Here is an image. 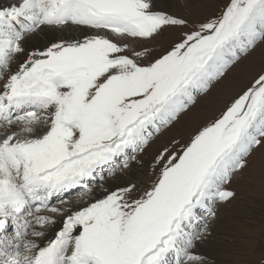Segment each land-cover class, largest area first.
Returning a JSON list of instances; mask_svg holds the SVG:
<instances>
[{"label":"snow or ice","instance_id":"1","mask_svg":"<svg viewBox=\"0 0 264 264\" xmlns=\"http://www.w3.org/2000/svg\"><path fill=\"white\" fill-rule=\"evenodd\" d=\"M82 39L28 50L42 26ZM183 31L159 53L137 41ZM264 44V0H227L202 21L155 0H15L0 7V264H206L196 242L264 149V69L186 142L151 160L155 178L105 186L201 95ZM15 62V66H13ZM54 238L38 242L57 223Z\"/></svg>","mask_w":264,"mask_h":264},{"label":"rangeland","instance_id":"2","mask_svg":"<svg viewBox=\"0 0 264 264\" xmlns=\"http://www.w3.org/2000/svg\"><path fill=\"white\" fill-rule=\"evenodd\" d=\"M226 3L227 0H173L163 10L198 22L218 15ZM84 27L87 30L79 36L64 39H82L84 35L93 34ZM181 31V28H166L164 35L157 40L137 41L134 47L139 48L142 44L159 53ZM42 36L39 35L38 40L43 47L50 40ZM51 42H58V39H51ZM41 46L38 48H42ZM28 50L32 51L33 47ZM261 69H264V44H258L250 54L242 57L223 80L198 98L189 113L154 139L128 169L117 172L115 176H106L105 186L132 183L139 188L147 187L155 178L151 160L157 152L162 147L169 146L168 142L172 139L186 142L196 129L217 118ZM229 187L235 195L230 200L217 204L216 215L209 221V232L203 240L196 242L195 251L205 258L206 264H264V149H257L253 153L248 168L238 173ZM57 224L58 221L46 226L42 229L45 235L37 239L46 241L53 230L60 226Z\"/></svg>","mask_w":264,"mask_h":264},{"label":"bare ground","instance_id":"3","mask_svg":"<svg viewBox=\"0 0 264 264\" xmlns=\"http://www.w3.org/2000/svg\"><path fill=\"white\" fill-rule=\"evenodd\" d=\"M173 0H155L156 5L158 6V8L161 10L163 9H167L169 7V5L172 3ZM13 2H15V0H0V7H7L10 4H12ZM42 28L44 29V32L41 33L45 38H48L50 41L51 39H58L60 37L63 38H68L71 36H79L80 34H82V32L84 33L85 30H87L84 26H76V25H71L69 27H57V26H42ZM30 35L28 37V49H31L33 45H36L37 47H40L42 44L40 42V40H38L39 35ZM42 36V37H43ZM41 39V38H40ZM43 39V38H42ZM43 41V40H42ZM44 43V42H43ZM42 47V46H41ZM108 185V184H107ZM113 185V184H112ZM115 185V184H114ZM109 186V185H108ZM111 186V185H110ZM109 186V187H110ZM116 186V185H115ZM56 224V223H55ZM58 224H59V220H58ZM57 224V225H58ZM59 228V227H58ZM55 229V228H54ZM53 230V234H51L49 237H47L46 239L49 238H54V234L57 231ZM50 233V231L48 232ZM44 241V240H43ZM38 242H41L40 239L38 240ZM200 245V244H199Z\"/></svg>","mask_w":264,"mask_h":264}]
</instances>
